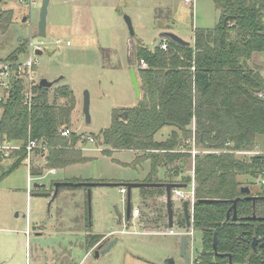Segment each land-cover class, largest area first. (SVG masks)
Here are the masks:
<instances>
[{
    "label": "trees",
    "instance_id": "obj_1",
    "mask_svg": "<svg viewBox=\"0 0 264 264\" xmlns=\"http://www.w3.org/2000/svg\"><path fill=\"white\" fill-rule=\"evenodd\" d=\"M7 1L0 0V36L14 21L15 12L5 7ZM214 1L220 11L216 25L196 28L190 45L165 36L154 48L138 44L134 58L148 63L146 68L137 69L141 90L138 103L114 108L111 125L93 138L110 147L104 153L132 149L139 152L136 162L149 159L146 182L189 184L193 176L186 175L184 169L192 158L189 140L195 137V145L209 151L196 154L192 165L196 185L194 228L203 236L202 250H197L199 264H229L230 257L232 264H264V245L259 242L256 250L252 246L255 237L264 236V219L247 218L254 213L264 217V199L254 202L241 192L243 186H250V195H264V190L253 189L264 173V152L237 155L239 151L258 150L264 143V98L259 96L264 92V74L258 64L251 63L255 53H264V0ZM163 41H167V49L162 48ZM26 52L28 44L22 40L0 62H11L15 67ZM24 88L25 80L16 72L9 79L7 93L0 96V141L20 146L9 156L13 162L0 179L23 164L30 140L38 142L32 149V176L42 175L45 169L88 161L80 146L84 134L61 133V128L72 121L73 90L65 85L52 93L38 82L32 100L25 102ZM167 125L173 127L169 137L156 140L155 134ZM160 168H164L162 176ZM164 190L142 187L141 195L146 201L156 193L163 195ZM238 197V218L233 220V200ZM158 213L155 223L162 219V208ZM87 219L91 227L89 215ZM185 222L183 218L179 223L183 226ZM215 233L217 255L212 251ZM104 237L88 233V250L103 244Z\"/></svg>",
    "mask_w": 264,
    "mask_h": 264
},
{
    "label": "rangeland",
    "instance_id": "obj_2",
    "mask_svg": "<svg viewBox=\"0 0 264 264\" xmlns=\"http://www.w3.org/2000/svg\"><path fill=\"white\" fill-rule=\"evenodd\" d=\"M37 1L39 4L36 6H31L30 0H8L5 4L15 14L8 31L0 36V58L13 52L22 40L41 46L43 53L37 57L35 78L39 82L42 78L50 81L60 78L50 88L52 93L65 85L73 90L75 109L68 127L71 132L84 134V142L80 146L89 160L59 168L57 173H50L49 169H45L42 175L32 176L25 159L19 168L0 179V227H9L18 222L17 228H20L21 222L28 219L37 227L38 224H45L43 236L33 235L30 252L35 255L42 245H49L57 253L67 245V264H78L88 250L85 236L87 231L99 235L108 234L109 239L103 241L106 244L115 238L118 241L108 252L100 253L99 256L90 252L81 264H126L128 254L162 259L164 264L167 258H173L175 264H185L181 248L178 247L179 235L135 234L132 231H143L144 228L137 218L132 217L127 222L128 193L122 194L120 188L123 183L140 178L149 171L150 161L146 159L136 162L138 152L132 149L104 153L103 150L110 147L99 144L96 140L91 141L90 136L100 134L111 125L114 108L130 107L138 103L139 98L131 76V69L135 68L137 71L140 67V61L133 55L138 44L143 42L154 48L161 43L162 37L159 34L163 31H173L192 42L196 28H212L216 25L220 11L215 1L195 0L194 4H187L185 0H51L46 36L38 34L42 0ZM126 15L132 20L134 35L130 33ZM20 57V61L26 60L28 52ZM10 63L0 62V70L3 69L0 72V81L5 83L0 87V96L7 93L9 79L18 71V67H11ZM251 63L258 64L264 74V53H255ZM7 69L10 70L9 78L4 75ZM86 91L90 94V122L86 120L84 113ZM1 112L0 107V116ZM172 129V126H164L155 134V139H167ZM11 144L15 146L18 143ZM9 146V143L0 141V175L6 173L13 162L9 156L15 148ZM199 149L207 153L204 148ZM263 150L264 143L258 150L239 151L237 155L248 157L263 153ZM32 159H35L34 155ZM39 159L42 160L41 157ZM44 162L40 161L43 164ZM192 165L190 158L186 175H192ZM65 179L110 181L119 184L92 186L90 198L86 186L74 185L61 186L58 195L51 201L47 196H32V192L36 191L33 187L35 181L44 182L50 187L54 182ZM28 189L32 192L28 193ZM181 189L189 193L192 184L189 183ZM253 189L264 190V185L256 181ZM142 201L140 188L133 187L132 207L141 206L142 209ZM183 204L182 200L174 198L175 216L179 222L183 216ZM145 212L142 209V213ZM150 212L149 219H156L159 214L157 210ZM17 213L19 215L16 217ZM88 215L91 227H88ZM144 217L145 215H141L139 219ZM161 223H157L158 232L163 230ZM76 228L81 229L79 234L72 235L70 231ZM123 230L132 231L123 233ZM72 241L79 247L74 250V257H71ZM202 241V232L198 229L194 230L192 237H188L186 253L191 258V264H196L194 259L198 255L197 250H202ZM168 253L170 256H165Z\"/></svg>",
    "mask_w": 264,
    "mask_h": 264
},
{
    "label": "water",
    "instance_id": "obj_3",
    "mask_svg": "<svg viewBox=\"0 0 264 264\" xmlns=\"http://www.w3.org/2000/svg\"><path fill=\"white\" fill-rule=\"evenodd\" d=\"M51 0H42V5H41V13H40V19H39V23H38V34L39 36H46L47 31H46V27H47V17H48V11H49V5H50ZM27 17L24 18V20H26ZM126 22L129 26V30L131 35L135 34V30L133 27V23L132 20L130 18V16L126 15L125 16ZM169 37L172 40L182 44V45H190L191 42L188 40H185L184 38H182L181 36H179L178 34H176L173 31H163L159 34V37ZM38 54H42L43 51L42 50H37ZM3 69L0 70V72ZM131 76H132V83L134 86V89L136 91V95L139 98L141 96V90H140V82H139V78L137 75V71L135 68L131 69ZM60 80V78L56 79V80H48L47 78H42L40 80V85L43 87H47V88H51L56 82H58ZM84 113L86 116V120L88 122L91 121V115H90V94L88 91L85 92V96H84ZM119 183H113V182H107V181H79V182H72V181H56L54 183V192H49V191H44V190H40L39 189H45L47 187V184L44 182H40V181H35L33 183V187L34 189H36V191L33 192L32 196H47V197H51V199L53 200L58 192H59V188L61 186H65V185H74V186H87L89 187V198L91 197V188L92 186L95 185H118ZM122 185L126 186L128 189V200H127V220H130L133 217V207L131 204V190L133 187H163L165 188V203H166V210H167V217H168V225L170 227L175 226L176 224V212H175V208H174V199H173V189L177 188V187H185L187 186V184H183V183H179V182H126L123 183ZM241 192L244 194H247V198L252 199L254 202L257 199H264V195H250L251 193V188L250 186H243L241 188ZM239 197L236 198L235 200H233V206L232 209L234 210L233 212V216L232 219L236 220L238 218L237 215V203L239 201ZM18 215V214H16ZM183 216L186 219L187 222V226L190 227L191 226V222H190V209H189V203L187 201H184L183 204ZM228 217H230V213L228 214ZM248 219H264V217H259L257 216L255 213L252 216H248ZM180 248H181V255L185 260V264H191V258L190 256L186 253V249H187V241H188V236L187 234H182L180 236ZM118 239L115 238L113 241L109 242V244L106 243H101L99 245L96 246V248L93 249L94 253L96 254V256H99L100 253H105L108 252L113 244L115 242H117ZM261 242V245H264V236L257 238L255 237L252 241V246L253 248L256 250L257 249V244ZM212 251L217 255L219 254L218 252V237L217 234L215 233L214 235V239H213V243H212ZM195 263L199 264V260L198 257L195 258ZM165 264H175V261L173 258H167L165 260ZM229 264H232L231 262V257H230V262Z\"/></svg>",
    "mask_w": 264,
    "mask_h": 264
},
{
    "label": "crops",
    "instance_id": "obj_4",
    "mask_svg": "<svg viewBox=\"0 0 264 264\" xmlns=\"http://www.w3.org/2000/svg\"><path fill=\"white\" fill-rule=\"evenodd\" d=\"M148 161H150V160L148 159ZM182 164L184 165V163H182ZM185 166L186 167L184 169V173L186 171L188 163ZM150 169H151V161H150ZM150 169H149V171H150ZM149 171H147L140 178H134V179L130 180V182H146L145 178L147 177ZM188 171L190 173L189 169H188ZM191 171H192V168H191ZM159 174L161 176L164 174V168H160ZM68 180H71V179H67V181ZM107 182H110V181H107ZM122 186H124V185H122ZM139 188L141 190L142 187H139ZM28 193H29V189H28ZM141 204H142V209L146 212L142 213V209H141L139 216L145 215V217L141 220L139 219V216H137V217L133 216V218H137L139 224L144 229H143V231L126 230L127 233L132 231L135 234H142V233L143 234H159V232L156 231L157 230L156 229L157 223L154 222V220H156V219L151 218V220H150L149 218H150V214H151L150 211L157 210V212H158V210H161V208H162V219H160L158 221V223L162 222L161 225H163L162 226L163 228L170 227L168 225L167 210H166V208L164 209L165 204H166L165 203V193L163 195L156 193L153 197H149L148 199H146V201L143 200ZM136 207H139V206H136ZM17 214L19 215V213H17ZM18 215H16V217ZM127 222H129V220H127ZM178 222H179V219H178ZM177 224L180 225V223H177ZM17 225H19V223L14 222L9 227H0V264H67V248H66L67 245L64 248H60L59 249L60 252H57V253H54L53 251H55V250L50 248L49 245H45V247H46L45 251H42L40 249L39 252H36L35 255H33L30 252L31 240L33 238V235L43 236L45 234L46 229L32 225L29 222V219L26 222H21L20 228H17ZM56 228H58V225ZM80 230L79 229L77 230V228H76L74 231L75 232L78 231V232H76V233L74 231H70V232L72 233V235H74V234H79ZM88 233L89 232L87 231L85 236H87ZM129 234H131V233H129ZM9 235H11V236H9ZM104 235H105L104 239H109L108 234H104ZM180 241L181 240H180V236H179L178 247H180ZM70 245H71V257H74L73 252H74V250H76L79 247L77 246L76 243L73 244V241H72V244H70ZM80 248H82V246H80ZM90 252L92 253L93 250H91V251L87 250L86 253L83 255V258L80 260V262H78V264H81V262L84 260V258L91 254ZM128 255H129V257L126 256V261H125L126 264H164L162 259H150V258H146L144 256L133 255V254H131V255L128 254ZM165 256H170V253H168V255H165ZM71 257H70V259L72 260L73 258H71ZM194 262H195V259H194Z\"/></svg>",
    "mask_w": 264,
    "mask_h": 264
},
{
    "label": "built area",
    "instance_id": "obj_5",
    "mask_svg": "<svg viewBox=\"0 0 264 264\" xmlns=\"http://www.w3.org/2000/svg\"><path fill=\"white\" fill-rule=\"evenodd\" d=\"M24 1V0H21ZM185 2L187 4H194L195 0H185ZM30 4L31 6H36L39 4V2L37 0H30ZM60 42V41H58ZM28 44V58H26V60H22L19 61L17 63V74L21 77L24 78L25 80V88H24V98H25V102H30L32 100V97L34 95V87L35 85L39 82L36 78H35V69H36V61H37V57H38V53L37 50H41V46H34L31 42H27ZM69 44V42H68ZM163 49H167L168 48V43L167 41H163L161 44ZM140 67L146 68L148 66V63L145 59H141L139 62ZM4 72V71H3ZM2 72V73H3ZM4 75L9 78L10 75V70L7 69V71L4 72ZM1 76V75H0ZM2 85H5L4 81H0V87ZM9 85H7L6 87H8ZM260 97L264 98V92H261L259 94ZM61 133L63 136H69L71 133V129L69 127L63 126L61 128ZM90 140L94 141V138L92 136H90ZM192 143V148L190 149V152L192 154V164L194 167V158L196 154L199 153H203L201 152V150L195 145V137H192L189 140ZM10 146L14 147L15 149H18L20 146L17 144L15 146H13V144H11V142H8ZM38 145V142L36 140H30L28 145H27V150H28V156H27V161H28V165H29V169L31 166V160H32V149L36 148V146ZM9 146V147H10ZM208 152V150H205ZM204 151V152H205ZM50 173H57V169L56 168H51L49 169ZM194 172L192 171V189L189 193H185L181 188L182 187H177L174 188L172 193H173V199L174 198H179L180 200L187 201L189 203V209H190V222H191V226L188 227L187 226V222H185V225H178L177 224V220L178 218L176 217V224L173 227H166L163 228L162 231H160V234H174V235H179L181 236L182 234H187L188 237H192L194 235V204L196 202V185H195V180H194ZM259 182H263L264 183V173L261 175V177L258 180ZM122 194H127L128 189L126 186H122L120 189ZM31 192V190L29 191V193ZM133 216L137 217L139 216L141 209L139 207H133ZM185 219L184 216L181 217V219ZM179 223V222H178ZM123 232H127L126 230H123Z\"/></svg>",
    "mask_w": 264,
    "mask_h": 264
},
{
    "label": "flooded vegetation",
    "instance_id": "obj_6",
    "mask_svg": "<svg viewBox=\"0 0 264 264\" xmlns=\"http://www.w3.org/2000/svg\"><path fill=\"white\" fill-rule=\"evenodd\" d=\"M53 187H54V185L52 184L50 187L47 186L45 189H39L38 191H40V190H44V191H49V192L52 193V192H54V189H55V187H54V188H53ZM57 195H58V194H57ZM49 198H50V201H51V200H52L51 197H49ZM55 198H56V197H55ZM55 198H54V199H55ZM38 227L43 228V227H45V224H43V223L38 224ZM66 248H67V246H66ZM41 250H42V251H45V250H46L45 245H42V246H41ZM93 252H94V251H93Z\"/></svg>",
    "mask_w": 264,
    "mask_h": 264
}]
</instances>
